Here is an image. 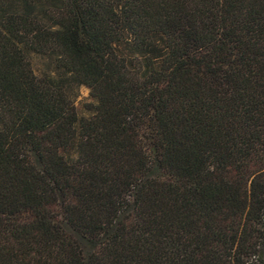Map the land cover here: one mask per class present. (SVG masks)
I'll use <instances>...</instances> for the list:
<instances>
[{"label": "trees", "instance_id": "1", "mask_svg": "<svg viewBox=\"0 0 264 264\" xmlns=\"http://www.w3.org/2000/svg\"><path fill=\"white\" fill-rule=\"evenodd\" d=\"M0 264H264V0H0Z\"/></svg>", "mask_w": 264, "mask_h": 264}, {"label": "rangeland", "instance_id": "2", "mask_svg": "<svg viewBox=\"0 0 264 264\" xmlns=\"http://www.w3.org/2000/svg\"><path fill=\"white\" fill-rule=\"evenodd\" d=\"M35 66L36 67H40V63L38 61H36ZM89 101H90V98H89V90L86 89V88H81V90H80V97L77 100V105L78 106H81L80 104H82V103H88Z\"/></svg>", "mask_w": 264, "mask_h": 264}]
</instances>
